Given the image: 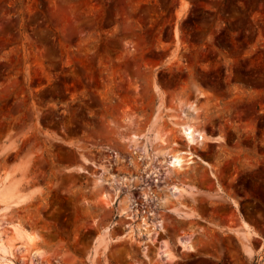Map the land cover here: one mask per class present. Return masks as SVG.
I'll use <instances>...</instances> for the list:
<instances>
[{"label": "rangeland", "instance_id": "374dc122", "mask_svg": "<svg viewBox=\"0 0 264 264\" xmlns=\"http://www.w3.org/2000/svg\"><path fill=\"white\" fill-rule=\"evenodd\" d=\"M0 219L14 264H264V0H0Z\"/></svg>", "mask_w": 264, "mask_h": 264}, {"label": "bare ground", "instance_id": "6f19581e", "mask_svg": "<svg viewBox=\"0 0 264 264\" xmlns=\"http://www.w3.org/2000/svg\"><path fill=\"white\" fill-rule=\"evenodd\" d=\"M184 131H185V135L189 137V139L191 140V142H193L192 140H194V137H200L201 139L206 138L205 134L199 130V128L194 125L191 122L186 123L185 125H183ZM198 135V136H197ZM199 138V139H200ZM195 141V140H194ZM191 161V156L187 157L184 154H182L181 152H176L173 155V159H172V163L179 167L182 168L184 166V162H190ZM24 196H21L20 199L23 200ZM19 200V199H18ZM18 200L16 201V203L18 202ZM20 200V201H21ZM19 201V203H20ZM14 224V223H13ZM14 227V234L11 235L9 238H6L5 235L3 236V233L1 231V229L3 228V224L2 221L0 219V264H14L12 259L9 258L7 253H12L11 251L14 250V241L20 239H24L25 242L31 243V241L33 242L34 240V236L33 234L26 229L25 227H22L20 223H15L13 225ZM24 240H22L24 242ZM28 246V245H27ZM39 250L34 251V253H39Z\"/></svg>", "mask_w": 264, "mask_h": 264}, {"label": "crops", "instance_id": "0c3cea01", "mask_svg": "<svg viewBox=\"0 0 264 264\" xmlns=\"http://www.w3.org/2000/svg\"><path fill=\"white\" fill-rule=\"evenodd\" d=\"M5 221V220H4Z\"/></svg>", "mask_w": 264, "mask_h": 264}]
</instances>
